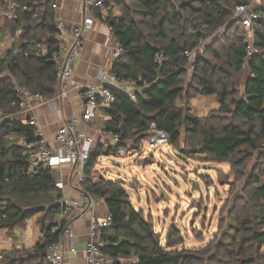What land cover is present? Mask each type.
Returning a JSON list of instances; mask_svg holds the SVG:
<instances>
[{
  "label": "trees",
  "instance_id": "trees-1",
  "mask_svg": "<svg viewBox=\"0 0 264 264\" xmlns=\"http://www.w3.org/2000/svg\"><path fill=\"white\" fill-rule=\"evenodd\" d=\"M54 1L15 0L19 9L11 19L4 21L7 33L10 36L17 33L25 43L18 52L8 51L5 59H0V69L7 71L0 77V111L3 114L19 111L13 104L19 99V89L47 97L55 93L56 68L51 59V52L58 44L52 9ZM115 1L124 13L108 14L104 21L123 45L124 53L113 64L112 72L131 80L136 90L131 97L110 87L114 101L101 108L108 117L103 129L118 136L121 143L91 150L84 175L89 173L101 153L117 154L121 147L131 152L140 150L152 123L168 134V144L174 148L181 144L182 132L187 136V145L198 139V146L190 147V153L228 162L238 175H246L245 187L251 188L252 206L244 203L233 215L237 209L234 204L227 216L239 224L236 229L249 235L241 238L236 251L238 257L227 264H252L245 245L252 242L258 247L264 246V181L261 179L264 177V151L256 152L264 142V24L261 21L264 8L254 10L258 16L254 34L257 52L248 60L250 70L241 84L239 76L245 69L246 43L238 37L227 47L224 56L213 42L203 56L195 55L192 77L185 86L183 78L189 71L185 52L192 51L205 32L220 27L228 32L234 24L231 18L234 9L247 7L248 0H183L179 8L185 15L172 4L168 7L166 0ZM132 2L143 10L139 22L130 16ZM142 23L147 30L140 27ZM42 45L44 53L38 49ZM157 54L163 55L162 63L155 60ZM197 94L216 95L218 108L202 117L192 115L187 101ZM219 112L231 113L245 122L247 128L232 121L220 123L214 117ZM14 136L32 141L34 127L12 118L0 121V231L12 234L15 228L40 214L38 224L43 238L31 248L0 251V264H50L46 251L61 238L64 226L61 223L57 228L55 221L62 210L63 195L53 181L51 169L40 167L28 172L26 149L10 141ZM254 152L259 153L256 162L245 171ZM80 185L81 190L102 199L112 215L111 226L102 234L106 242L104 250L111 256L133 257L134 264H203L202 253L177 248L183 240L174 226L165 244L160 243L150 220L129 201L122 182L105 179L91 182L84 177ZM251 209L252 214L248 212Z\"/></svg>",
  "mask_w": 264,
  "mask_h": 264
},
{
  "label": "rangeland",
  "instance_id": "rangeland-1",
  "mask_svg": "<svg viewBox=\"0 0 264 264\" xmlns=\"http://www.w3.org/2000/svg\"><path fill=\"white\" fill-rule=\"evenodd\" d=\"M166 1L168 7L172 4L178 12L185 15V12L179 8L183 0ZM114 2L116 12L112 11L110 14L112 16L122 15L124 13L122 6ZM238 7L234 9L231 17L234 22L233 27L228 32L224 27L205 32L203 38L207 40V44L198 51L197 55L203 56L207 46L213 42L215 43L213 46L224 56L233 40L238 37L243 41L247 39V31L235 15ZM247 7L251 10L262 11L264 0H248ZM142 13V8L134 4L130 16L139 22ZM261 21L264 24V15L261 16ZM140 27L147 30V26L143 23ZM16 34L10 36L5 28L0 31V59H5L8 51H17L19 44L24 42ZM251 41L255 45L254 37ZM38 49L43 52V45L38 46ZM191 61L192 59L189 63ZM192 71L189 69L183 78L185 86L190 83ZM6 73L4 68L0 69V77ZM245 76H247L246 69H243L239 76L240 84ZM239 88H241L240 85ZM102 114L104 113L101 112L99 116ZM214 117L220 123L232 121L247 128L245 122L232 116L231 113L219 112L215 113ZM182 133V142L176 148L166 144L150 149L146 141H143L140 150L129 151L124 156L101 153L97 162L90 168L89 173H85L84 177L91 182H97L100 179L122 182L129 201L135 209L142 210L144 217L150 220L162 245L165 244L166 236L174 226L180 231L183 240L177 245L178 249H185L189 253H194V251L202 253L203 264L233 262L238 257L236 251L239 241L249 233L236 229L239 224L227 214L234 204L237 209L233 215L244 203L252 206L251 188L245 187L246 175H238L228 162L214 161L212 157L205 154L190 153V147L198 146V139L189 141L190 144L187 145V136L184 132ZM10 141L22 146V140L17 136ZM110 145L114 146L115 143L112 141ZM94 147L95 145L93 149ZM261 151H264V142L256 152ZM256 152L250 158L245 171H248L256 162L257 154H259ZM79 169L78 166L75 168L76 171ZM261 179L264 181V177ZM248 212L252 214V209ZM221 221L223 222L219 227ZM245 248L253 261L252 264H264V246L258 247L256 243L248 242Z\"/></svg>",
  "mask_w": 264,
  "mask_h": 264
},
{
  "label": "built area",
  "instance_id": "built-area-1",
  "mask_svg": "<svg viewBox=\"0 0 264 264\" xmlns=\"http://www.w3.org/2000/svg\"><path fill=\"white\" fill-rule=\"evenodd\" d=\"M111 0H82L83 6L86 10H103ZM0 19H11L19 9L15 0H0ZM52 9H58L57 0L52 3ZM235 15L241 22L242 27L247 31L246 43V60L245 69L246 73L249 72L248 60L257 52L255 45L251 39L255 34V21L257 14L254 10L248 7H238ZM94 18L92 16H85L80 24L71 25L68 28L64 24L55 23L57 29L56 38L58 40L57 48L51 52V59L55 63L56 68V88L52 97H47L43 94H32L24 89H19V99L14 105L19 108L18 113L27 112L32 109L29 103L30 99L38 102H48L51 99L61 98L67 94L65 87L66 82L72 78L75 71V62L78 53L83 44V33L93 27ZM1 27V25H0ZM2 28V27H1ZM110 29V27H109ZM110 37L113 45L110 49V60L113 65L117 59L124 53L123 45L115 38L110 29ZM207 44L205 38L198 41L197 46L192 51L185 52V56L192 61L189 63L188 69L194 70L193 57L197 55ZM158 63L164 61L161 54L155 56ZM102 79H108L109 82L116 85L115 89L120 92L126 93L134 97L136 90L135 84L128 79L120 78L115 73L111 72L108 76L103 72L101 73ZM114 101L112 90L109 86L103 83L90 84L85 87L83 91V114L82 118L85 121L95 119L100 113L101 108L108 107ZM184 102V100H182ZM13 114H3L0 111V121L6 118H11ZM26 125L34 127V137L32 141L22 140V146L26 149V162L28 164V172L32 173L38 168H53L64 164L72 167V174L80 172V181L84 178V167L87 164L93 138L87 134L79 131L76 118H69L59 126L54 136V144H50L47 139L42 135L37 121L33 118H27L23 121ZM108 136L113 143L120 144V138L108 132ZM146 141L150 149H155L159 146L168 144V134L156 127L155 124L150 125V131ZM129 151L125 147L118 149L119 156L127 155ZM79 167V171L75 168ZM59 189L60 184H55ZM98 197L81 190L76 198H62V210L59 217L66 220H71L77 215H81L87 210H90L94 201ZM112 215L108 211L103 218L92 214L89 218L88 239L84 245L85 264H121L119 260L104 250L106 242L102 238L103 231L111 226ZM61 222H57V228H60ZM72 241L74 237L73 229L70 225L62 226V233ZM76 253V250H72ZM46 258L50 264H64L65 250L62 247L60 239L49 245L46 251Z\"/></svg>",
  "mask_w": 264,
  "mask_h": 264
},
{
  "label": "crops",
  "instance_id": "crops-1",
  "mask_svg": "<svg viewBox=\"0 0 264 264\" xmlns=\"http://www.w3.org/2000/svg\"><path fill=\"white\" fill-rule=\"evenodd\" d=\"M114 1H110L103 10L95 11L86 10L82 0H57L58 9L54 11L55 23L64 24L68 28L71 25L80 24L85 16L90 15L94 18L93 27L83 33V44L76 58L74 74L65 84L67 94L48 102L30 99L29 103L32 106L30 111L17 112L11 117L22 121L29 117L35 119L42 135L50 144H54V136L59 126L69 118H76L79 131L93 138L91 150H93L94 145L95 147H107L112 142L108 132L103 129V124L108 119L106 115H98V118L85 121L82 114L85 87L99 83L116 87L108 79L101 78V73L104 72L108 76L113 69L110 60V49L113 41L110 37L109 25L105 23L104 19L112 11L116 12ZM0 25L3 28L4 20L0 19ZM23 43L25 42L19 45L21 46ZM19 48L13 52H18ZM187 104L190 107V113L198 117L205 116L219 106L216 95L202 94L190 98ZM72 170V167L67 164L53 167L50 170L54 183L61 186L59 189L63 198H76L81 191L80 172L72 174ZM107 212L108 209L104 201L97 198L90 210L71 220L60 218V213L56 216V222L70 225L74 233L72 241L63 235L60 238L65 250L64 264H85L83 249L88 239L89 218L92 214L103 218ZM39 217L40 214H37L29 218L22 226L15 228L11 236L5 231H0V251H19L23 248H31L40 242L43 233L38 224ZM73 249L76 250V253H72ZM117 259L121 264H134L136 262L133 257L119 256Z\"/></svg>",
  "mask_w": 264,
  "mask_h": 264
},
{
  "label": "water",
  "instance_id": "water-1",
  "mask_svg": "<svg viewBox=\"0 0 264 264\" xmlns=\"http://www.w3.org/2000/svg\"><path fill=\"white\" fill-rule=\"evenodd\" d=\"M60 205H62V204L60 203Z\"/></svg>",
  "mask_w": 264,
  "mask_h": 264
}]
</instances>
